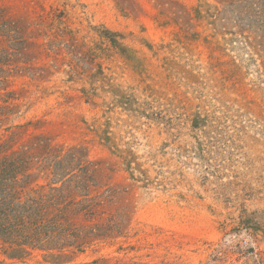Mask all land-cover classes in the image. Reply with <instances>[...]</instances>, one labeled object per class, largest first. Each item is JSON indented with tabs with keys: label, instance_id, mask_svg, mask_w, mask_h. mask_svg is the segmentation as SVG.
Masks as SVG:
<instances>
[{
	"label": "rangeland",
	"instance_id": "obj_1",
	"mask_svg": "<svg viewBox=\"0 0 264 264\" xmlns=\"http://www.w3.org/2000/svg\"><path fill=\"white\" fill-rule=\"evenodd\" d=\"M0 8L25 26L32 70L4 84L13 123L32 122L13 147L41 137L83 149L116 191L123 233L62 264H264V0ZM0 260L56 264L35 251L10 259L2 244Z\"/></svg>",
	"mask_w": 264,
	"mask_h": 264
},
{
	"label": "trees",
	"instance_id": "obj_2",
	"mask_svg": "<svg viewBox=\"0 0 264 264\" xmlns=\"http://www.w3.org/2000/svg\"><path fill=\"white\" fill-rule=\"evenodd\" d=\"M24 29L0 8V89L4 90L0 130L9 132L8 138H0V244L10 259L24 261L35 251L62 264L98 240L121 235L123 226L111 209L116 191L104 187L102 167L83 149L54 145L41 137L13 147L32 125L13 123L17 96L4 87L10 76L32 71ZM110 40L121 47L118 39ZM40 177L48 180L47 185L30 187ZM0 264L11 263L0 260ZM74 264L139 263L100 256Z\"/></svg>",
	"mask_w": 264,
	"mask_h": 264
}]
</instances>
